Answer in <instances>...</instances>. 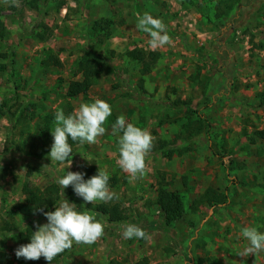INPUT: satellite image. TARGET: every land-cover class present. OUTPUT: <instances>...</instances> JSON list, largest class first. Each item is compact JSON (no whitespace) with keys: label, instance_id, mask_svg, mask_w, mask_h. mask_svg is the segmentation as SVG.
<instances>
[{"label":"rangeland","instance_id":"374dc122","mask_svg":"<svg viewBox=\"0 0 264 264\" xmlns=\"http://www.w3.org/2000/svg\"><path fill=\"white\" fill-rule=\"evenodd\" d=\"M106 20L107 40L90 34ZM0 21V264H264V0H0ZM97 56L108 68L70 101L78 145L36 136ZM91 166L117 178L105 198L81 179ZM56 175L57 221L17 214ZM160 189L184 206L168 233ZM207 189L222 203H202ZM107 203L121 222L92 208Z\"/></svg>","mask_w":264,"mask_h":264},{"label":"trees","instance_id":"16d2710c","mask_svg":"<svg viewBox=\"0 0 264 264\" xmlns=\"http://www.w3.org/2000/svg\"><path fill=\"white\" fill-rule=\"evenodd\" d=\"M111 24L112 23L107 20L95 22L90 29V34H95L100 36V39L107 40L109 36H111L109 32ZM7 37V30L0 21V42H3ZM137 53L138 52L132 51L127 53L126 56L129 60L142 63L143 68L140 71V75L145 76L150 72L151 68L148 64L143 63L145 55L141 53L142 55L139 54L140 56H136ZM149 56L153 57L151 54ZM4 58L5 57L0 54V59ZM42 66L44 68H60L62 67V64L57 58L50 55L42 61ZM107 68V65L103 64L102 59L98 56L94 59H89L79 63L78 72L81 74L82 79L78 82H72L69 85L65 101L60 105L61 113L46 115L43 118L42 125H37L34 134L36 136L45 134L51 135L53 137V143L56 146L73 147L78 145L79 141L73 139V137L69 134L73 120V108L70 101L78 98L79 96L85 97L93 85L94 77ZM6 111L7 104L0 103V118L4 117ZM254 136L258 140L264 142V130L255 132ZM13 152L17 154L16 149H13ZM4 159L5 156L0 155V164L4 162ZM19 159L24 160L23 156H20ZM26 163L28 166L30 165L29 162ZM57 179L58 177L56 175V180L41 191H32L31 188L27 187L24 191V194L26 195L24 202L16 208L17 214L27 220L42 217L45 219L47 226L54 224L57 221L55 212L62 192V183H59V179ZM81 179L88 190H91L97 196H101L103 198L106 197L105 190L112 189L117 184L116 177L106 178L96 167L93 166L85 169V173L81 176ZM211 190L212 189H207L204 192V194L200 197L201 202H206V200H208L213 194V197L210 198V200L214 199V204L222 203L224 197L222 196V198L220 195H217L214 190L213 192ZM156 205L161 211L163 221L156 224L154 231H157L159 228L160 231L168 233L169 229L180 221L184 215V206L181 196L177 192L160 189L157 195ZM92 208L101 216H106L110 224L121 222L123 220V212L116 204H100ZM133 228L139 231V226L134 225ZM18 237L20 240H25V245H30L29 238H25L24 233L18 232ZM18 244L20 246V243ZM62 255L63 253H56L53 256L54 261L59 259ZM51 261L54 262L53 260ZM137 264L148 263L146 260H142Z\"/></svg>","mask_w":264,"mask_h":264},{"label":"crops","instance_id":"0c3cea01","mask_svg":"<svg viewBox=\"0 0 264 264\" xmlns=\"http://www.w3.org/2000/svg\"><path fill=\"white\" fill-rule=\"evenodd\" d=\"M152 70H153V69H151V70H150V73H148V74L146 75V78H148V77L153 73L154 70H153V71H152ZM143 78H144V77H143ZM143 82H144V84H147V81H144V80H143Z\"/></svg>","mask_w":264,"mask_h":264}]
</instances>
